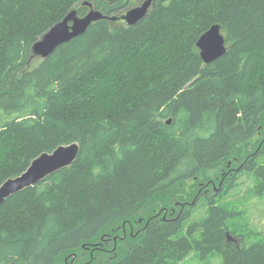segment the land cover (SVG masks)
Masks as SVG:
<instances>
[{
    "label": "trees",
    "instance_id": "trees-1",
    "mask_svg": "<svg viewBox=\"0 0 264 264\" xmlns=\"http://www.w3.org/2000/svg\"><path fill=\"white\" fill-rule=\"evenodd\" d=\"M83 1L0 0V185L79 145L70 165L0 204V264H264V233L247 238L221 200L242 174L264 195V134L212 196L172 198L264 128V0H152L134 25L102 18L32 56ZM89 1L120 17L144 0ZM214 24L227 50L204 63L196 42Z\"/></svg>",
    "mask_w": 264,
    "mask_h": 264
},
{
    "label": "water",
    "instance_id": "water-1",
    "mask_svg": "<svg viewBox=\"0 0 264 264\" xmlns=\"http://www.w3.org/2000/svg\"><path fill=\"white\" fill-rule=\"evenodd\" d=\"M151 3L152 0H144L139 5L128 9L120 17H114L95 9L92 2L83 1L82 5L88 7V11L80 16L77 10L73 9L62 20L51 26L31 46L32 56L46 58L57 47L83 34L92 22L102 18L119 19L128 25H134L146 16ZM196 47L204 63H210L224 55L227 50L226 38L221 32V26L219 24L212 25L199 37ZM78 152L79 145L71 143L65 146L60 145L51 152L39 154L21 174L7 179L0 185V204L10 195L36 184L52 172L70 165L77 157Z\"/></svg>",
    "mask_w": 264,
    "mask_h": 264
},
{
    "label": "rangeland",
    "instance_id": "rangeland-1",
    "mask_svg": "<svg viewBox=\"0 0 264 264\" xmlns=\"http://www.w3.org/2000/svg\"><path fill=\"white\" fill-rule=\"evenodd\" d=\"M86 1V0H85ZM89 1V0H87ZM39 58V57H36ZM41 58V57H40ZM264 134V128L258 135L254 136L248 145L241 144L234 148L231 158H227L224 163H220L212 169H208L203 173L184 181L181 189L177 188L175 195L172 198L178 201V205L182 208L192 204V200L196 195H208L212 196L215 190L219 187V183L223 179H227L230 172H236L238 168L236 165L240 163L241 158L246 157L251 152H255L256 144L260 142ZM264 145L260 149H263ZM259 162L264 160V154L258 158ZM210 185L205 188L206 185ZM237 184L234 189H231L229 193L222 197V202H227L229 206L235 207L240 211L239 224H242V232H251L249 239H254L255 233H264V195H256L254 193V181L252 176L247 174L239 175L237 178ZM186 200L182 202L181 199ZM205 197L201 196L195 213H198L199 217L204 215V202ZM173 202V201H171ZM177 203V202H176ZM197 215V214H196ZM251 230V231H249ZM210 258L204 262L197 261L196 259H186L182 264H220V258L217 256Z\"/></svg>",
    "mask_w": 264,
    "mask_h": 264
},
{
    "label": "bare ground",
    "instance_id": "bare-ground-1",
    "mask_svg": "<svg viewBox=\"0 0 264 264\" xmlns=\"http://www.w3.org/2000/svg\"><path fill=\"white\" fill-rule=\"evenodd\" d=\"M88 11V10H87ZM48 31V30H47Z\"/></svg>",
    "mask_w": 264,
    "mask_h": 264
},
{
    "label": "flooded vegetation",
    "instance_id": "flooded-vegetation-1",
    "mask_svg": "<svg viewBox=\"0 0 264 264\" xmlns=\"http://www.w3.org/2000/svg\"><path fill=\"white\" fill-rule=\"evenodd\" d=\"M122 21V20H121Z\"/></svg>",
    "mask_w": 264,
    "mask_h": 264
}]
</instances>
